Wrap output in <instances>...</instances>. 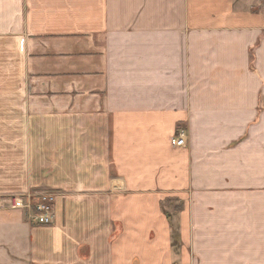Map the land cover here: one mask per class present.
Wrapping results in <instances>:
<instances>
[{
	"label": "crops",
	"instance_id": "1",
	"mask_svg": "<svg viewBox=\"0 0 264 264\" xmlns=\"http://www.w3.org/2000/svg\"><path fill=\"white\" fill-rule=\"evenodd\" d=\"M0 118V264H264V0H0Z\"/></svg>",
	"mask_w": 264,
	"mask_h": 264
},
{
	"label": "built area",
	"instance_id": "2",
	"mask_svg": "<svg viewBox=\"0 0 264 264\" xmlns=\"http://www.w3.org/2000/svg\"><path fill=\"white\" fill-rule=\"evenodd\" d=\"M187 139V131L181 129L173 140V145L178 148L186 147ZM56 199L55 193L28 194L10 199L0 198V212L22 211L33 225L49 226L54 222Z\"/></svg>",
	"mask_w": 264,
	"mask_h": 264
},
{
	"label": "rangeland",
	"instance_id": "3",
	"mask_svg": "<svg viewBox=\"0 0 264 264\" xmlns=\"http://www.w3.org/2000/svg\"><path fill=\"white\" fill-rule=\"evenodd\" d=\"M30 91V90H29ZM16 92V89H15V87H8V93H10V94H13V93H15ZM16 120L17 119H2V118H0V161H1V143H2V141L3 140H5L6 139V137H7V134H6V130H4V129H6V121H9L10 122V126H12V127H14L15 125H16ZM181 130V129H180ZM11 131V130H10ZM9 134L12 136V133L11 132H9ZM5 135V136H4ZM5 137V138H4ZM34 194H36V193H39V194H44V193H55L56 195H57V198H58V196H59V191H56V190H47V191H43V192H33ZM38 195V194H37ZM2 199V198H1ZM57 200V199H56ZM11 212H18V211H11ZM19 212H22V211H19ZM22 213H24V212H22ZM177 237H178V233L177 232H175L174 233V238L175 239H177Z\"/></svg>",
	"mask_w": 264,
	"mask_h": 264
}]
</instances>
